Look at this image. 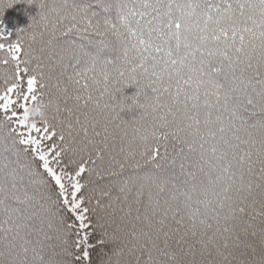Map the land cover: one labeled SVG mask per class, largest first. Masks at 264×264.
I'll return each mask as SVG.
<instances>
[{
	"label": "snow or ice",
	"instance_id": "1",
	"mask_svg": "<svg viewBox=\"0 0 264 264\" xmlns=\"http://www.w3.org/2000/svg\"><path fill=\"white\" fill-rule=\"evenodd\" d=\"M0 264H264V0H0Z\"/></svg>",
	"mask_w": 264,
	"mask_h": 264
},
{
	"label": "trees",
	"instance_id": "2",
	"mask_svg": "<svg viewBox=\"0 0 264 264\" xmlns=\"http://www.w3.org/2000/svg\"><path fill=\"white\" fill-rule=\"evenodd\" d=\"M38 11L39 8L35 4L28 5L24 2H20L13 5V7L9 8L8 10H6L4 16V22L9 29L15 31L17 27L26 26L30 22L29 16L35 17ZM136 91L137 89L134 85H129L123 89L122 93L117 92L116 98L120 99L121 96L123 95L125 97L124 102L126 104H132L133 101L131 100V97L136 93ZM69 103L71 104L72 102L70 101ZM138 114H139V109H135V108L132 110L125 109L121 113V116L124 119L131 121V119L134 116H137ZM117 147H119V145H117ZM253 195L257 200H260L262 198V189L254 187ZM258 224L259 221H257V225Z\"/></svg>",
	"mask_w": 264,
	"mask_h": 264
},
{
	"label": "clouds",
	"instance_id": "3",
	"mask_svg": "<svg viewBox=\"0 0 264 264\" xmlns=\"http://www.w3.org/2000/svg\"><path fill=\"white\" fill-rule=\"evenodd\" d=\"M49 112H50V107L47 105V103L37 104L30 109V117L33 120L47 119L49 116Z\"/></svg>",
	"mask_w": 264,
	"mask_h": 264
}]
</instances>
